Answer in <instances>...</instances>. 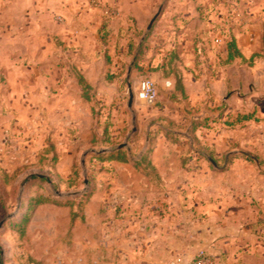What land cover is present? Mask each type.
Masks as SVG:
<instances>
[{
  "label": "rangeland",
  "instance_id": "1",
  "mask_svg": "<svg viewBox=\"0 0 264 264\" xmlns=\"http://www.w3.org/2000/svg\"><path fill=\"white\" fill-rule=\"evenodd\" d=\"M249 7L0 0V264H193L199 249L213 264H264V100L258 114L238 115L222 85L182 91L184 75L211 80L217 63L226 83L261 75L263 49L236 58L238 68L228 58ZM146 79L155 104L138 97ZM163 156L162 170L177 175L166 181L148 163ZM150 177L174 192L171 208L122 212ZM34 197L48 203L23 232L15 223ZM204 207L228 220L197 222L209 220Z\"/></svg>",
  "mask_w": 264,
  "mask_h": 264
},
{
  "label": "crops",
  "instance_id": "2",
  "mask_svg": "<svg viewBox=\"0 0 264 264\" xmlns=\"http://www.w3.org/2000/svg\"><path fill=\"white\" fill-rule=\"evenodd\" d=\"M246 2L250 5V7L248 9L249 11L247 15L243 16V20H245L244 28H240L239 26L236 28L234 27L232 32L234 33L233 38L236 42L237 48L240 50L243 57L247 59L253 56L256 52H260L262 49L264 50V0H246ZM252 36H255V38H253ZM232 62L233 65L231 64L232 66L230 68H234V67L238 68L237 59H234ZM218 65L220 66L218 67ZM259 66L264 67V57L261 59L259 58V60L257 59L255 68ZM242 68L244 69L246 68L247 70L248 67H242ZM214 70L215 72H217L218 76L212 78L211 80H205L204 78H197L196 80L190 82L189 80L186 79V75H184V91L187 94V96L191 95L190 92L191 85L192 87H195L196 85L199 86L200 84H203L205 88L208 83L212 86V90L222 85L223 87L226 88V90L231 89V92L235 93L236 95L235 99L237 102L236 104L240 103V106L235 105L236 106L235 110L237 111L238 115L249 114L250 112H254V113L256 112L258 114L260 112V110L263 108V105L260 103V101L264 100V71L261 73L260 76H256L254 80H250L249 78H246L245 81H240L237 75L231 74L229 76V81L226 83L225 78H223L221 75L224 69L222 68L220 63L214 65ZM226 98H228L227 102H229L230 97H226ZM213 100L215 104L216 103L218 104L217 107L214 108V112L218 113L220 112L218 109L221 106L220 100L216 97H213ZM209 108H211L210 105ZM229 109L230 111L233 109L232 105H230ZM214 120L215 119H213L212 121ZM151 160L152 161H149L148 163H151L157 170L154 175L155 176L154 178L156 179L159 178L162 181H166L171 178H174V176H177L165 170H162L163 168L161 167V164H168L171 162V159H169V157L163 156L160 162L157 161L155 157H152ZM185 173L188 174L189 172H185ZM185 173L179 175L185 176L184 175ZM151 179L152 177H150L148 181L149 188L144 189V191L143 189H141V191H137L138 192L136 193L137 198L134 195L135 198L133 199L132 203L130 204L124 203V205L122 203L123 206L122 212L126 211L125 208L130 206L132 209L138 208L135 209V211H137L136 214H139L141 216L142 213H146L147 211H149L148 210L149 208L147 209V207L153 209L160 208V211L165 213L167 212L166 210L171 208L173 202L171 197L173 196L174 192L172 191L168 192V190H166L165 188H161V189L157 188L150 182ZM189 194H191V192ZM141 196H143V198H141ZM200 207L202 206L200 205ZM204 210H205L204 212L208 213L207 219L209 220H204L202 215H200V217L197 219V222L203 221V223L207 225V227L214 228L220 226L221 222L228 220L227 217L223 218L221 214V212L223 211L207 210L205 207ZM145 215L146 214H144V216ZM215 235H213V237H215ZM199 250H203V249H199Z\"/></svg>",
  "mask_w": 264,
  "mask_h": 264
},
{
  "label": "trees",
  "instance_id": "3",
  "mask_svg": "<svg viewBox=\"0 0 264 264\" xmlns=\"http://www.w3.org/2000/svg\"><path fill=\"white\" fill-rule=\"evenodd\" d=\"M227 49H228V58H229V60L233 61L236 58H244L243 55L241 54L240 50L237 48V45H236V42H235L234 39L230 40L227 43ZM140 53H141V51H140ZM80 83L84 86V89H87V88L90 87V85L83 79L80 81ZM182 91L184 92V88H182ZM86 94H85V97L87 99H89V97ZM251 117L252 116L249 115V116L244 117V119H250ZM120 161L126 163L127 159L125 157H123V158H121ZM47 203H48V199L46 200V199H42V198H38V197L32 198L31 199V203L28 206L26 212L23 213L21 218L18 219L17 223H15V227L16 228H20L21 231H23L25 225L28 224V222L30 221L33 211L36 210L39 206L47 204Z\"/></svg>",
  "mask_w": 264,
  "mask_h": 264
},
{
  "label": "built area",
  "instance_id": "4",
  "mask_svg": "<svg viewBox=\"0 0 264 264\" xmlns=\"http://www.w3.org/2000/svg\"><path fill=\"white\" fill-rule=\"evenodd\" d=\"M108 14H111L107 11ZM220 40L217 39V43H219ZM167 86H171L170 82H167ZM158 89L155 84V82L151 79H146L142 82L138 97L149 104H155L158 98ZM213 257L209 255L206 251L201 250L198 252L196 257L194 258L193 264H213ZM173 264H179V262H175Z\"/></svg>",
  "mask_w": 264,
  "mask_h": 264
},
{
  "label": "water",
  "instance_id": "5",
  "mask_svg": "<svg viewBox=\"0 0 264 264\" xmlns=\"http://www.w3.org/2000/svg\"><path fill=\"white\" fill-rule=\"evenodd\" d=\"M159 14H160V11L154 16V18L151 20V22H150V24H149V26H148V31H150L151 30V28L153 27V24L155 23V21H156V19H157V17L159 16ZM133 101H134V94H133V92H132V90H130V99H129V106L131 107L132 106V104H133ZM123 147V146H122ZM122 147H120V148H122Z\"/></svg>",
  "mask_w": 264,
  "mask_h": 264
}]
</instances>
